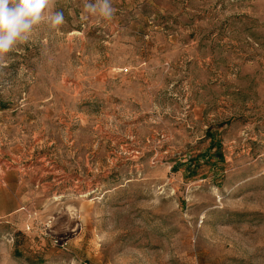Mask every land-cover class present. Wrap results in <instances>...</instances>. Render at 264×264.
Here are the masks:
<instances>
[{
	"label": "rangeland",
	"instance_id": "obj_1",
	"mask_svg": "<svg viewBox=\"0 0 264 264\" xmlns=\"http://www.w3.org/2000/svg\"><path fill=\"white\" fill-rule=\"evenodd\" d=\"M112 4L0 62V264H264V0Z\"/></svg>",
	"mask_w": 264,
	"mask_h": 264
},
{
	"label": "clouds",
	"instance_id": "obj_2",
	"mask_svg": "<svg viewBox=\"0 0 264 264\" xmlns=\"http://www.w3.org/2000/svg\"><path fill=\"white\" fill-rule=\"evenodd\" d=\"M55 0H0V62L18 43L29 39L35 25L45 21L55 28L65 22L64 13L55 11ZM84 12L110 20L115 14L112 0H83Z\"/></svg>",
	"mask_w": 264,
	"mask_h": 264
}]
</instances>
